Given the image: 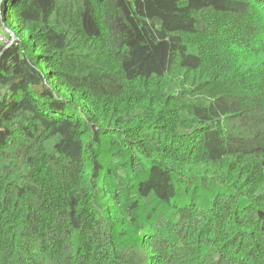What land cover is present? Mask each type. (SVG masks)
Here are the masks:
<instances>
[{
    "label": "trees",
    "instance_id": "trees-1",
    "mask_svg": "<svg viewBox=\"0 0 264 264\" xmlns=\"http://www.w3.org/2000/svg\"><path fill=\"white\" fill-rule=\"evenodd\" d=\"M0 264H264V0H0Z\"/></svg>",
    "mask_w": 264,
    "mask_h": 264
},
{
    "label": "rangeland",
    "instance_id": "rangeland-1",
    "mask_svg": "<svg viewBox=\"0 0 264 264\" xmlns=\"http://www.w3.org/2000/svg\"><path fill=\"white\" fill-rule=\"evenodd\" d=\"M0 38H1V36H0Z\"/></svg>",
    "mask_w": 264,
    "mask_h": 264
}]
</instances>
